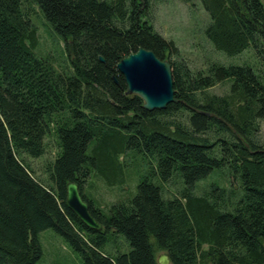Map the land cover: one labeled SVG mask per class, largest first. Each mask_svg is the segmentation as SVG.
<instances>
[{"label": "trees", "instance_id": "trees-1", "mask_svg": "<svg viewBox=\"0 0 264 264\" xmlns=\"http://www.w3.org/2000/svg\"><path fill=\"white\" fill-rule=\"evenodd\" d=\"M201 1L217 50L233 56L250 47L264 61V0ZM148 2L0 0V264H36L46 228L67 240L80 264H158L157 249L171 264H264V143L257 138L264 71L214 63L204 74L169 60L176 101L144 109L138 95L126 94L117 62L140 47L161 59L177 55L148 21ZM32 4L64 41L60 68L34 52ZM223 80L227 94L206 92ZM183 111L188 116L174 117ZM51 135L57 151L38 178L26 157L44 154ZM128 153L138 160L128 164ZM142 160L127 199L104 208L83 192L93 173L122 185L126 167ZM217 168L237 190L213 184L196 194L197 182ZM175 177L182 186L167 197L163 184ZM68 181L101 230L68 207ZM116 236L129 248L112 252Z\"/></svg>", "mask_w": 264, "mask_h": 264}, {"label": "rangeland", "instance_id": "rangeland-1", "mask_svg": "<svg viewBox=\"0 0 264 264\" xmlns=\"http://www.w3.org/2000/svg\"><path fill=\"white\" fill-rule=\"evenodd\" d=\"M32 20L36 29V41L34 52L38 56H51L55 59V65L60 68L66 64V52L64 51V41L44 19L39 7L32 4ZM148 21L153 29L165 40L173 42L177 48V55H166L164 60L173 63L177 62L183 67L189 68L192 72L207 73L211 64L220 63L224 65H242L249 63L259 66L258 69L264 71V61L256 58L252 48H247L241 53L230 56L217 50L205 34V27L209 23V15L201 0H149L143 7ZM230 82L223 80L206 89L211 95H225L229 92ZM182 112V111H181ZM175 114V118L181 120V115L188 116V112ZM258 140L264 143V120H259ZM45 153L39 157L27 156L33 173L38 178H45L44 166L46 162L52 160L56 154V144L54 136L46 139ZM122 159V157H120ZM128 162L135 163L138 158L133 159L128 153L124 157ZM140 161V160H139ZM136 170L142 174L145 170V163L142 162L134 168L126 167V175L129 176L122 185L116 184L108 186L98 175L92 177L83 187V192L93 199L94 204L107 208L117 200L127 199L134 189L137 179ZM229 179L224 169H215L205 179L197 182L194 192L204 194L210 190L213 184L224 186L228 190L235 188L237 182ZM182 183L177 177L163 184V193L167 197L177 195ZM39 240L42 247V255L36 264H80V255L71 248L67 240L52 228H46L39 233ZM125 240L121 236H116L109 246L112 252L122 251L127 248ZM161 253L167 254L164 250L157 249V256ZM171 264V263H169ZM212 264V263H210Z\"/></svg>", "mask_w": 264, "mask_h": 264}, {"label": "water", "instance_id": "water-1", "mask_svg": "<svg viewBox=\"0 0 264 264\" xmlns=\"http://www.w3.org/2000/svg\"><path fill=\"white\" fill-rule=\"evenodd\" d=\"M99 59L103 60L101 56ZM116 69L124 78L126 94L138 95L143 100L144 109L161 110L176 101L170 63L158 58L152 50L138 48L121 58ZM204 113L210 115L209 112ZM66 203L86 227L101 230V223L90 213L75 181L66 184ZM157 263L169 264L170 259L167 254L161 253L157 256Z\"/></svg>", "mask_w": 264, "mask_h": 264}, {"label": "bare ground", "instance_id": "bare-ground-1", "mask_svg": "<svg viewBox=\"0 0 264 264\" xmlns=\"http://www.w3.org/2000/svg\"><path fill=\"white\" fill-rule=\"evenodd\" d=\"M26 8V7H25ZM149 50V49H148ZM135 52V51H134ZM130 54V53H129ZM156 55V54H155ZM127 56V55H126ZM157 56V55H156ZM125 57V56H124ZM158 57V56H157ZM123 58V57H122ZM159 58V57H158ZM161 59V58H160ZM52 132V131H51ZM207 132V131H206ZM53 134H55V133H53ZM227 136V135H226ZM88 149V148H87ZM135 149V148H134ZM135 151V150H134ZM123 158V157H122ZM48 165V164H47ZM28 168V167H27ZM47 168V167H46ZM32 169V168H31ZM92 169V168H91ZM33 171V170H32ZM119 171H120V169H119ZM124 172V171H123ZM125 176V175H124ZM122 180V179H121Z\"/></svg>", "mask_w": 264, "mask_h": 264}]
</instances>
